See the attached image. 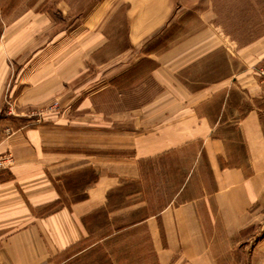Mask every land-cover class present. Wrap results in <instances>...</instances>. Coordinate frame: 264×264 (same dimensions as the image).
Segmentation results:
<instances>
[{
	"label": "crops",
	"instance_id": "crops-1",
	"mask_svg": "<svg viewBox=\"0 0 264 264\" xmlns=\"http://www.w3.org/2000/svg\"><path fill=\"white\" fill-rule=\"evenodd\" d=\"M31 14L0 28V154L13 159L0 171V264H47L84 237L111 191L140 179L142 163L173 155L186 163L179 189L133 224L156 263L264 264V77L210 70L202 86L161 91L123 115L108 89L119 74H88L90 62L104 66L99 53L121 52L109 30H77L74 65L72 40L40 44L46 16ZM53 99L59 110L40 111Z\"/></svg>",
	"mask_w": 264,
	"mask_h": 264
},
{
	"label": "rangeland",
	"instance_id": "rangeland-1",
	"mask_svg": "<svg viewBox=\"0 0 264 264\" xmlns=\"http://www.w3.org/2000/svg\"><path fill=\"white\" fill-rule=\"evenodd\" d=\"M31 13L46 16L40 44L67 36L75 49L81 38L76 31L82 26L109 30L108 43L121 52L99 53L95 59H104V66L90 62L88 74L90 81L119 74L108 89L120 92L123 115L143 108L147 97L161 91L188 93L202 86L211 71L219 77L230 68L239 72L247 66L264 77V0H0V28ZM131 26L137 34L128 41ZM76 49L74 65L82 53ZM160 69L167 80L160 78ZM103 102L107 108L117 104L115 97L113 103L106 98ZM60 108L59 99H53L40 111ZM77 138L81 134L74 132ZM177 161L173 155L156 164L142 163L140 179L111 191L107 204L86 216L84 237L47 264H157L150 235L143 224H133L171 201L186 174V163Z\"/></svg>",
	"mask_w": 264,
	"mask_h": 264
},
{
	"label": "built area",
	"instance_id": "built-area-1",
	"mask_svg": "<svg viewBox=\"0 0 264 264\" xmlns=\"http://www.w3.org/2000/svg\"><path fill=\"white\" fill-rule=\"evenodd\" d=\"M53 104L56 105L57 102L55 101ZM12 165H13V159L11 153L6 152V154H0V171L5 170L7 168L10 169Z\"/></svg>",
	"mask_w": 264,
	"mask_h": 264
}]
</instances>
